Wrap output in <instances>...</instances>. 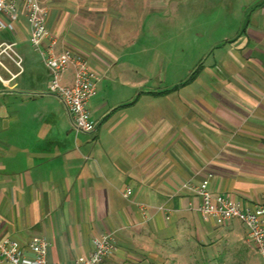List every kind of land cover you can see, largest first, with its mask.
Masks as SVG:
<instances>
[{
    "label": "crops",
    "instance_id": "obj_1",
    "mask_svg": "<svg viewBox=\"0 0 264 264\" xmlns=\"http://www.w3.org/2000/svg\"><path fill=\"white\" fill-rule=\"evenodd\" d=\"M39 1L56 51L84 54L100 76L97 128L77 132L50 92L24 14L0 30V239L44 238L49 261L73 264L111 234L103 264H196L215 228L238 221L197 211L207 175L212 194L264 206V0L242 6L236 34L208 44L187 80L165 70L157 36L173 0Z\"/></svg>",
    "mask_w": 264,
    "mask_h": 264
},
{
    "label": "built area",
    "instance_id": "obj_2",
    "mask_svg": "<svg viewBox=\"0 0 264 264\" xmlns=\"http://www.w3.org/2000/svg\"><path fill=\"white\" fill-rule=\"evenodd\" d=\"M22 13L29 27V44L40 55L48 71L50 92L61 100L77 132H94L97 123L91 118L88 105L96 94L99 74L84 54L66 48L56 51V38L46 25L47 10L39 0H20L19 3L18 0H0V30L12 31V20ZM69 66L74 67V75L72 83L66 85L61 82V77ZM209 178L210 175H207L196 189L201 198L197 211L211 218L216 225H223L232 219L240 221L264 264V206L245 209L239 200H233L229 195L212 194L207 189ZM130 194L129 188L123 193L125 197ZM93 244L88 257L76 259L73 264H103L104 258L116 249L111 234H103ZM47 247L48 242L44 238L29 242L27 248L13 238H2L0 264H57L48 260Z\"/></svg>",
    "mask_w": 264,
    "mask_h": 264
},
{
    "label": "rangeland",
    "instance_id": "obj_3",
    "mask_svg": "<svg viewBox=\"0 0 264 264\" xmlns=\"http://www.w3.org/2000/svg\"><path fill=\"white\" fill-rule=\"evenodd\" d=\"M178 14L163 17L160 47L166 56H172L165 70L187 80L191 73L202 69L206 46L236 34L240 25V9L248 0H173ZM179 27L168 30V22ZM173 39H172V38ZM174 37H177L174 40ZM149 46V45H148ZM189 72L188 75H184ZM184 80V81H185ZM60 103V102H58ZM61 105V104H60ZM232 228V232L228 229ZM216 234L219 236L213 238ZM214 235V236H213ZM212 244H202L195 252L196 264H262L259 254L248 238L245 226L235 221L232 226H218Z\"/></svg>",
    "mask_w": 264,
    "mask_h": 264
}]
</instances>
